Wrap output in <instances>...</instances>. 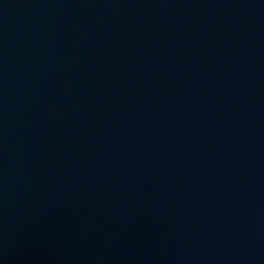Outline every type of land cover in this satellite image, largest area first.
I'll list each match as a JSON object with an SVG mask.
<instances>
[{
    "label": "water",
    "instance_id": "water-1",
    "mask_svg": "<svg viewBox=\"0 0 264 264\" xmlns=\"http://www.w3.org/2000/svg\"><path fill=\"white\" fill-rule=\"evenodd\" d=\"M0 264H264V0H0Z\"/></svg>",
    "mask_w": 264,
    "mask_h": 264
}]
</instances>
